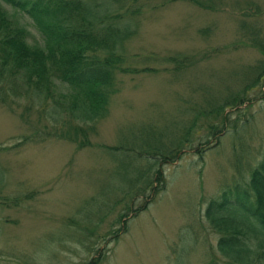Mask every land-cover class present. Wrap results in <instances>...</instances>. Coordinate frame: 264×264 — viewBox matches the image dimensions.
Returning <instances> with one entry per match:
<instances>
[{
  "label": "rangeland",
  "instance_id": "obj_1",
  "mask_svg": "<svg viewBox=\"0 0 264 264\" xmlns=\"http://www.w3.org/2000/svg\"><path fill=\"white\" fill-rule=\"evenodd\" d=\"M160 1H142L132 27L126 26L130 36L122 41V65L149 70L115 73L116 91L91 130L72 133L53 126L43 113L28 112L22 98L0 102V147L36 134L0 152V197L33 194L17 207L0 206V264H80L89 258L94 264H206L220 256L215 250L219 232L204 217L205 205L240 175L245 179L246 167L264 153V76L254 82L264 62V0L156 5ZM12 18L26 28L29 42H39L28 17L17 13ZM252 30L257 38L250 36L256 33ZM174 56L186 57V65L178 69ZM56 89L53 96L66 92L62 84ZM241 89L250 100L227 108L224 124L219 117L196 114L211 100L230 98ZM188 123L195 126L183 151L159 166L160 191L147 198L146 206V197L132 199L135 211L117 220L122 204L109 211L111 200H105L101 187L118 179L115 166L124 163L128 178L139 174L140 187L148 161L131 151L143 146L142 136L166 134L171 141ZM206 124L218 125L221 132L211 138ZM76 125L90 127L78 120ZM200 138L204 142L196 146ZM112 145L132 149H103ZM117 229L110 239L107 231Z\"/></svg>",
  "mask_w": 264,
  "mask_h": 264
},
{
  "label": "trees",
  "instance_id": "obj_2",
  "mask_svg": "<svg viewBox=\"0 0 264 264\" xmlns=\"http://www.w3.org/2000/svg\"><path fill=\"white\" fill-rule=\"evenodd\" d=\"M142 1L144 4L148 2L0 0V102L4 103L8 97L22 98L29 108L28 112L43 113L44 117H49L53 126H59L68 132L71 130L72 133L80 130L84 134L85 130H91L93 123L105 115L108 101L116 91L115 73L118 71L129 74L149 70L147 67L134 69L122 65L125 60L122 41L130 36L126 26L129 24V28L132 27L131 18L140 14ZM170 1L161 0L156 5H164ZM6 6L11 7L9 12ZM17 13L25 15L35 25L39 42H29L26 28L12 18V14ZM121 24L126 25L120 27ZM249 34L257 38V32ZM172 59L179 66L178 69L186 65V57L184 61L176 56ZM263 76L264 62L256 72L254 82H259ZM61 84L66 86V92L53 96V92ZM243 91L241 89L230 98L211 100L208 109L196 114L219 117L222 125L226 121L227 108L249 102L250 99L243 96ZM62 115L66 116L65 120L60 117ZM77 120L88 123L90 127L79 128ZM194 126L193 123L182 126L171 141L166 140V134L155 136L148 132L149 134L142 136L143 146L137 147V153L131 151L132 148L127 149L126 145L103 147L108 153L121 149L131 151L141 156H134L135 158L148 161L140 187L136 186L139 174L128 178V168L122 162H118L114 169V176L118 179H114L112 184L101 186L105 200H111L106 205L109 211L122 204L117 220L135 211L131 206L132 199H141L137 198L141 195V200L144 201L146 197L143 202L146 206L147 198L152 199L160 191L164 181L159 166L171 162L183 151ZM206 127L211 138L217 135V131L221 132L218 125L206 124ZM152 135L155 138L150 139ZM34 136L36 134L30 132L29 135L22 136L15 145L6 149L0 147V152L16 149ZM203 142V138H200L196 146ZM237 160L235 163L238 165ZM246 171L245 179L242 180L240 175L239 181L224 187L205 205L204 217L219 232L215 250L220 254L217 258L209 259L206 264H264V153L255 164L247 166ZM3 172L1 169L0 182ZM155 183L156 186L153 185ZM26 192L0 197V206L17 207L23 201L32 199L33 194ZM95 212L100 213L102 221V208L97 206ZM125 227L122 222L120 230L124 231ZM118 232V229L108 230L107 236L115 238ZM94 261L95 259L89 258L80 264H94Z\"/></svg>",
  "mask_w": 264,
  "mask_h": 264
}]
</instances>
